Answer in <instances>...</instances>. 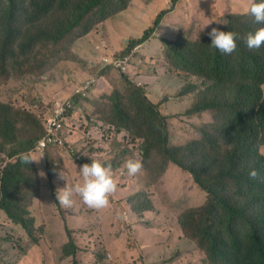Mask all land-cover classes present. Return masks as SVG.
Returning a JSON list of instances; mask_svg holds the SVG:
<instances>
[{"label":"trees","instance_id":"trees-1","mask_svg":"<svg viewBox=\"0 0 264 264\" xmlns=\"http://www.w3.org/2000/svg\"><path fill=\"white\" fill-rule=\"evenodd\" d=\"M130 1H124L123 5L127 7ZM122 8V0H0V58L4 60L7 55L22 58L40 43L59 47L72 34L77 37L89 31L99 19ZM164 13H159L155 24ZM95 14L101 16L97 19ZM91 17L93 21L89 23ZM260 26L251 14L232 17L226 25V31L237 34L236 50L227 55V60L218 50L220 54L214 76H204L212 81L203 80L201 85L190 87L201 89V104H195L184 113L200 114L201 125L198 127L201 126V136L193 137L189 141H194L187 144L188 141L187 145H174V149L168 146V142L176 132L171 130V123H167L164 109H160L157 102L148 98L144 88L134 84L126 75L105 71L114 89L105 98L115 112L117 130L128 129L144 137V152L159 153V150L166 160L188 170L194 178L200 173V180L197 179L200 187L208 192V200L203 207L186 210L180 221L184 229L197 238L203 253L202 264H264V155L257 149L258 144L264 143V99L261 100L260 88L264 83L260 50L264 46L249 49L246 45L247 35ZM152 32L153 28H149L143 37L133 38L131 42L136 43ZM241 45L246 49L231 57ZM189 46H192V40ZM202 46L203 41L190 49L187 56H181L172 48L164 61L167 71L182 65L196 66ZM205 116L209 119L203 121ZM43 119L44 113L40 119L28 109H16L0 102V152L8 151L7 155L0 157V164L10 159L0 185V205L27 230L26 204L29 197H39L43 189L38 180L31 185L33 187L26 188L30 194L25 198L17 195L21 185L29 180L25 169L30 165L15 157L35 150L44 134ZM23 121H31L32 127L22 131L25 124L19 123ZM56 152L49 150L46 155L53 158ZM89 161L90 158L82 159L83 164ZM253 169L258 173L255 179L249 176ZM50 186L55 197L59 187L53 182ZM166 199L169 205L180 204L177 209L185 202L183 197L179 201L170 194ZM149 205L154 207L152 202ZM261 207L263 214L254 223V216ZM43 209L45 211L46 207ZM79 211L84 217L77 227L66 223L70 233L87 231L85 225L89 223L84 222L86 211L83 205ZM87 217L92 223L90 215ZM79 245L81 242L77 243L71 233L69 243L64 246L65 255L76 256ZM74 264H78L77 261Z\"/></svg>","mask_w":264,"mask_h":264},{"label":"clouds","instance_id":"clouds-1","mask_svg":"<svg viewBox=\"0 0 264 264\" xmlns=\"http://www.w3.org/2000/svg\"><path fill=\"white\" fill-rule=\"evenodd\" d=\"M256 1L257 0H251L249 9L246 12L230 13L227 18H225V24L227 25L232 17H245L246 15L251 14L255 18V21L261 25L257 30H255V32H250L247 35L246 45L249 49H260L264 46V0H260V2ZM154 2L156 1L144 0L145 5L142 10L145 11L147 7ZM137 9L138 11L136 13H139L141 6L137 7ZM174 10L175 9H173L172 12ZM169 11L170 9L167 8L161 10L160 14L162 12L165 13L161 17L158 24H155L157 18H152V23L147 28H153L151 35L136 43L131 42V38L129 37L128 45L125 50L115 51L114 55L111 58L106 57V60L102 58V63L99 66V63L95 61L98 72L93 76L85 78L77 84L74 92L66 99L63 105L55 104L49 113H44V134L38 140L35 150L31 153L22 154L20 157H15L19 158L21 163L30 165L29 168L25 169L26 176L29 180L26 184L23 183L21 185L17 191V195L25 194L27 186L29 184L32 185L35 181L40 180L43 184V190L41 191L40 196L33 199L29 197L26 204L29 223L28 230L23 228L24 226L21 223L15 222L0 205V225L14 228L16 233L24 239L26 244H29V248L27 246L24 248V254H19L17 262H21V264H44L45 259L54 260L59 254L58 246L54 245L53 241L47 240V237L52 235V232L49 231L51 230L52 219L43 209V198L45 195L48 197V189H50L52 193L51 197L53 199V204H51V206L53 207V210L56 209L57 211L53 212L64 222L65 231L68 236L67 238L62 236L60 237L61 258L63 260H69L70 264H74V261H77L78 264H87L86 255L87 253H90L93 256L94 264H109L107 260L98 258L94 248L87 247L84 243L88 242V239L92 240L91 236L95 235L96 242L108 244V235L106 236L102 229L104 214H102L100 210L108 208L109 211L113 212V210L109 208V204L111 207L114 206L113 202H110V198L117 190V182L114 177L127 171L129 175L135 176L138 174V177L142 178L140 174L146 169L154 172H165L172 167H176L181 170L177 173V177L182 178L183 182L187 183L186 186H191L193 189H198L199 187L201 190V195L196 197L194 205L177 209L180 204H167V194H170L172 197H175L180 201V196L177 194L175 189L171 186L158 185L156 183V179L144 178L149 184H156L159 186L160 201L162 203L161 206L163 207V210L159 208L160 205H158L153 199L154 195L151 194L148 187L145 186L135 192L127 200H123L121 202L124 207L125 216L120 218L119 230L110 236L119 242L116 244L117 247L121 245V259L119 264H190L191 261V264H202L201 257L203 253L197 238L192 236V232H188L187 229H184V226L180 221L181 215L186 210L190 208L203 207L208 200V192L200 187V182L197 179L199 178L200 180V173L198 172L197 177L194 178L188 170L177 166V164L171 160H166L159 150L158 152L162 154L160 156L154 155L156 154L154 151L144 152L142 150L144 148V143L141 151L139 149L133 151V153L139 154L143 159L140 156L128 158L122 163L119 171H116V168L111 166L107 157L101 158L102 156L99 154L100 149L107 154L114 150L117 151L123 148L127 149L131 144H133L134 138H131L127 136L125 132H122L121 134L123 135L121 139L114 146L102 147L101 145L90 143V139L92 140L95 137L94 133L99 130L102 134L100 137H104L106 135L105 137L108 138L111 136L110 124L106 125V121L97 120L96 117H100L101 115L111 116V123L114 127H116L115 112L112 109L111 103L105 98L107 95H110L114 89L107 84L108 76L105 71H120L134 84L140 87H144L145 84H149L142 78V76H152L137 69L132 60L139 56L138 49L140 47H147L145 44L150 39H159L157 36V29L160 25H164L168 29L170 28L168 25L163 23V18ZM178 13L180 12L177 8L176 17H180ZM173 17V15L168 16L166 21H171ZM210 25L211 23L206 24L204 28L209 27ZM188 34L189 33H181V38L177 35L175 39L169 40L162 56L156 58L158 66L161 67L159 71L161 76H165L164 72L168 75L167 67L164 64V61L167 58V54L172 51V48H174L177 52H180L181 56H187L188 51L192 49L189 46V41L186 39ZM207 34L211 38V46L218 49L221 54L230 55L236 50L237 44L235 38L237 34L235 32L224 31L218 26H210V31H208ZM143 35L137 37L133 36V38H141ZM162 40L163 42H167L166 39ZM134 47L135 50L132 51ZM121 51H123L124 54H116V52ZM260 51L264 57V49ZM101 70L102 72H100ZM262 87L264 88V83L260 85L262 99H264ZM161 102H157V104L160 109H164L162 107L164 103ZM160 104H162V106ZM184 115L192 120H194V117H198L200 119V114L197 113H187ZM178 116L179 115L174 117ZM194 123H197V120H194ZM198 124L201 125V119ZM66 128L77 129L79 131L75 140L64 134V130ZM116 131L118 133L120 130H117L116 127ZM193 137L197 138L198 133L191 136L186 142L174 145L184 146ZM95 139L99 138L95 137ZM171 140L172 137L169 138L168 146L171 149H174V145L170 144ZM262 145H264V143L258 144L257 149L259 151L260 146ZM49 150H56L59 153V155L56 156V159L47 157L46 152ZM260 153L264 155L263 152L260 151ZM68 156H73V158L79 162L81 174H79V177L75 181L71 180L74 176L71 177L68 174L69 176L67 178L66 174L59 169L63 162H71L70 159L68 160ZM62 157L63 162L61 160ZM83 158H90V163L83 164ZM8 161H10L9 158L0 164V185L2 184L4 169L7 166ZM249 176L255 179L258 176V173L255 169H253L250 171ZM33 178L34 180L32 181ZM67 179H70L69 185L65 181ZM51 182L55 185L57 184L59 187L56 189L55 197L53 196L52 187L50 186ZM45 184L48 185L49 188L44 190ZM134 187L137 188L135 185ZM75 195L80 196V198ZM48 198L50 199V197ZM73 201L79 205L78 209L82 205L84 206L86 217L90 215L89 212L95 213V215H93L95 219H92L93 221L91 223H94V230L91 231V233L86 231L79 234L76 231H71L73 236L76 238L77 243L81 242V245L83 244V246L79 245L80 250L76 256L65 255L64 253V246L69 243L71 233L68 229H66L67 217L69 219V215H66L64 218L63 216L65 214L64 211L69 212V209L73 207ZM151 202L153 203V208L149 205ZM159 214H161V221L159 222L157 220L154 222L153 218ZM262 214L263 207L257 210L254 216V223L261 218ZM43 225L46 226L47 233H41L39 235V228ZM26 234L30 236L32 242ZM42 238L44 240L43 249L42 251H39L35 248V245L39 244L40 239ZM150 250H154L156 252V259H151ZM32 253L36 254L33 256ZM81 254H83V259L79 258V255ZM42 256L46 257L41 258ZM107 256L112 258V253L109 252ZM2 257L3 256L0 252V264L2 263ZM38 257H40V261H37ZM194 257H198L197 261L194 260ZM178 258L180 259L179 261H177ZM144 259L146 262L143 261ZM7 261H9V259ZM51 264L56 263L55 261H52Z\"/></svg>","mask_w":264,"mask_h":264},{"label":"rangeland","instance_id":"rangeland-1","mask_svg":"<svg viewBox=\"0 0 264 264\" xmlns=\"http://www.w3.org/2000/svg\"><path fill=\"white\" fill-rule=\"evenodd\" d=\"M124 1L126 0H122L123 8L120 11L99 19L92 25L89 31L77 37L72 34L59 47L40 43L38 46L27 51L22 58H10L8 55L4 60L0 58V102L13 105L16 109H28L41 118L43 113H49L55 104L63 105L66 99L74 92L77 84L98 72L95 61L99 63V66L102 63V58L106 60V57L111 58L115 51L125 50L128 45V38L130 37L132 39L133 36H142L151 25L152 18H157L161 10L167 8L170 11L164 16L163 23L170 28L168 29L166 26L160 25L157 29L159 39L152 38L145 44L147 46L146 48L140 47L138 49L139 56L132 61L137 69L152 76H142L149 83L145 84L143 88L148 98H151L154 102L162 101L161 103L165 105L162 107L167 116V123L169 124L171 122V130L176 132L172 136L170 144L174 145L180 144V142H186L196 133L200 137L201 126L198 127L200 119L194 117V120H197V123H194V120L187 118L183 113L195 104L200 103L199 92L201 89L198 91L197 87H190L193 84L201 85L202 81L206 80L205 77H213L216 72V59L220 53L218 49L211 46V38L207 33L210 31V26H218L226 31L225 18L230 13L246 12L249 9L251 0H155L156 2L149 5L145 11L142 10L145 5L144 0H131L127 7L123 5ZM139 6H141V10L139 13H136L138 11L137 7ZM177 8L180 12L178 13L180 17H176ZM173 9L175 10L172 12ZM171 15L174 16L172 20L166 21L167 17ZM95 16L98 19L101 15L95 14ZM91 21H93L92 17L89 19V23ZM210 23L211 25L209 27L204 28L206 24ZM181 33H189L186 39L188 41L192 40L191 48L196 47L198 43L203 41L202 54L197 57L198 63L193 67L182 65L169 68L168 75L164 72L165 76H161L159 74L161 67L158 66L156 58L162 56L168 41L175 39L177 35L181 38ZM162 39H166L167 42H163ZM244 49L246 48L241 45L231 57H236ZM134 50L135 47L132 51ZM116 54L124 53L121 51L116 52ZM224 58L227 60V55L224 54ZM262 66L264 67V57L262 58ZM116 72L122 74L120 71ZM210 81L212 80H206V82ZM107 84L111 87L108 80ZM262 89L264 94V88L262 87ZM181 94H183V98H180L179 95ZM177 115L179 116L174 117ZM111 118V116L104 115L96 117L97 120L106 121V125L110 124L111 136L108 138L105 137L106 135L100 137L102 134L99 130L94 133L95 137L99 139H95L94 137V139H90V143H95L102 147L114 146L121 139L122 132L134 138L133 144L127 149L114 150L109 154L100 149L99 154L102 156L101 158L107 157L111 166L115 167L116 171H119V168L126 159L140 156L137 153H133V151L137 149L141 151L145 138L134 134L128 129L120 130L117 133L116 127L111 123ZM208 119L209 117L205 116L203 121ZM19 125H24L21 128L23 131L25 128H31L32 122L25 123L23 121ZM78 132L77 129L66 128L64 130V134L73 140L77 138ZM192 141L194 140L189 141L187 144ZM1 143L2 139L0 138ZM260 151L264 153V145L260 146ZM7 154L8 151L3 150L0 152V157ZM141 154L143 155L142 152ZM57 155H59L58 152L53 155V158L56 159ZM154 155L160 156L162 154L156 153ZM69 159L71 162L64 163L62 157L61 160L63 163L59 169L66 174L67 178L69 175L71 177L74 176L71 180L75 181L79 177V174H81L79 162L73 156H68ZM179 171L181 170L172 167L165 172L156 171L159 174L158 176L156 172L146 169L140 174L142 178H139L138 174L135 176L129 175L127 171L114 177L117 182V190L110 198V202H113L114 206L111 207L109 204V208L113 210L114 216L113 212L109 211L108 208L100 210L104 214L102 229L106 236L108 235V244L96 242L95 235H92V240L88 239L90 244L86 242L84 245L94 248L98 258L107 260L109 264H119L121 259V245L117 247L116 244L119 242L110 235L119 230L120 218L125 216L124 207L121 202L127 200L141 188L147 186L150 193L154 195V201L163 210L160 201L159 186L149 184L145 180L156 179L158 185L171 186L180 197L185 199V202L181 204L180 208L194 205L196 197L201 195V190L199 187L198 189H193L191 186H186L187 183H184L182 178L177 177ZM65 181L68 185L70 184V179ZM28 187L33 186L29 184ZM47 188L49 186L45 184L44 190ZM28 194L30 193L26 191L22 196L25 198ZM51 196L52 193L48 189V197L50 199L46 195L43 198V203L46 207L45 211L52 219L51 230H49L52 232V235L50 238L47 234V240L53 241L54 245L58 246L59 254L54 260L45 259L44 264H51L52 261H55L56 264H70L69 260H63L61 258L60 237L67 238L68 236L65 231L64 222L55 215L54 212L57 211L56 209L53 210L51 206L53 204ZM78 206L73 201V207L69 209V212L64 211L65 215H69L67 222L69 223L70 221L72 227H77L84 217L81 215ZM89 214L91 215V219L94 220L93 215L95 213L89 212ZM160 215H156L153 218L154 222L157 220L159 222L161 221ZM26 220H24V223H26ZM84 222L90 223L88 217H85ZM93 227L94 223L85 225L88 233L94 230ZM41 233H47L45 225L39 228L38 234L40 235ZM26 236L28 235L26 234ZM28 238L32 242L30 236ZM26 246L29 248V244H26L14 228L0 225V252L3 256L1 264H14L15 262V264H21V262H17L19 259L18 256L19 254H24L23 250ZM109 252L112 253V258L107 256ZM35 254L32 253L33 256ZM45 257L42 256L41 258ZM39 258H37V261H40ZM79 258L83 259V254L79 255ZM197 258L194 257V260L197 261ZM8 259L9 261H7ZM179 260L178 258L177 261ZM86 262L87 264H94L93 256L90 253L86 255Z\"/></svg>","mask_w":264,"mask_h":264},{"label":"crops","instance_id":"crops-1","mask_svg":"<svg viewBox=\"0 0 264 264\" xmlns=\"http://www.w3.org/2000/svg\"><path fill=\"white\" fill-rule=\"evenodd\" d=\"M43 243H44V240H43V238L42 239H40V243L39 244H37V245H35V248L36 249H38L39 251H42V249H43ZM151 251V259H156L157 257H155V251L154 250H150ZM155 257V258H154ZM186 258V257H185ZM144 262H146V260L144 259L143 260Z\"/></svg>","mask_w":264,"mask_h":264}]
</instances>
